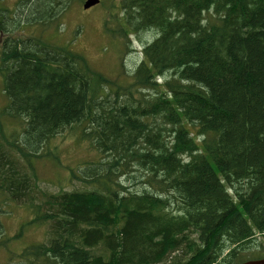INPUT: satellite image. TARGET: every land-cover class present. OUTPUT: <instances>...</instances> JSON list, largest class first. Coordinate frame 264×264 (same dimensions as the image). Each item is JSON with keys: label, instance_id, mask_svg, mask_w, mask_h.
I'll use <instances>...</instances> for the list:
<instances>
[{"label": "trees", "instance_id": "obj_1", "mask_svg": "<svg viewBox=\"0 0 264 264\" xmlns=\"http://www.w3.org/2000/svg\"><path fill=\"white\" fill-rule=\"evenodd\" d=\"M72 1L25 0L20 16L47 23L43 13L57 15ZM120 8L112 34L127 40L138 31L155 34L142 42L144 55L133 67L122 60L130 51L124 43L123 82L69 46L43 39L30 46L8 37L0 49L10 99L0 111V191L30 205L31 224L49 228V243L32 244L21 258L29 264L264 258V0H122ZM17 9L12 21L0 17V31L23 30ZM73 126L99 155L75 174L92 187L55 192L39 183L34 161L49 154L57 161L56 146L45 147ZM125 174L133 186L117 180Z\"/></svg>", "mask_w": 264, "mask_h": 264}, {"label": "rangeland", "instance_id": "obj_2", "mask_svg": "<svg viewBox=\"0 0 264 264\" xmlns=\"http://www.w3.org/2000/svg\"><path fill=\"white\" fill-rule=\"evenodd\" d=\"M15 1L1 0L0 17L3 13H12L18 7L15 5ZM85 2L86 0H73L59 15L40 16V18H47V23L33 22L38 18L36 15L34 19L30 18L31 23L23 24V31L21 29L15 31L11 27L12 31L6 30L2 42H0V49L8 34L14 38H30L34 42L43 39L49 45L69 46L71 50L83 54L96 70L104 73L107 77L117 78L118 81L123 82L124 77H122V81L120 78L121 65L119 63L122 51L126 49L124 43L130 45V51L124 52L122 60H125L129 67H133L144 55L142 42L148 44L153 41L155 34L151 30L138 31L137 33L140 34L132 33L129 40L121 37L122 35L118 33L112 34L110 30L117 29L115 17L121 11L122 0H100L101 4L88 9H84ZM9 10L10 12H8ZM204 12L207 11L203 10V14ZM107 14L108 20L105 22ZM20 15L22 13L19 10L16 13L18 20L26 19L25 13L23 14L24 18H21ZM7 19L12 21L10 17ZM125 70H127V66L124 62L122 73L126 74ZM4 81L5 74L0 71V111L10 103V99L4 91ZM79 131H81L80 127L75 126L65 129L45 147L47 149L48 146H52V148L56 146L59 152L58 159L55 158L57 161L52 157L53 154L45 156V159L38 158L34 161L39 183L50 186L55 192H59L62 186H65V190L70 191L92 187V184L82 182L75 177V174L83 175L82 171H88V165L99 158L95 150L96 146L92 144V147L88 144L90 137L85 135L80 140L78 138ZM90 141H92L91 138ZM103 168V166H98L100 172L103 171ZM127 176V174L119 176L117 180L121 179L124 185L131 187L135 184L134 179ZM96 187L101 188L102 183L97 182ZM131 189H140V185ZM30 211V205L8 200L5 194L0 191V264H29V260L21 258V254L32 244L49 243V228L42 224H31Z\"/></svg>", "mask_w": 264, "mask_h": 264}, {"label": "water", "instance_id": "obj_3", "mask_svg": "<svg viewBox=\"0 0 264 264\" xmlns=\"http://www.w3.org/2000/svg\"><path fill=\"white\" fill-rule=\"evenodd\" d=\"M100 2V0H86L84 3V8L88 9L95 5H97ZM242 264H264V258L262 259H256V260H249L247 262H244Z\"/></svg>", "mask_w": 264, "mask_h": 264}, {"label": "flooded vegetation", "instance_id": "obj_4", "mask_svg": "<svg viewBox=\"0 0 264 264\" xmlns=\"http://www.w3.org/2000/svg\"><path fill=\"white\" fill-rule=\"evenodd\" d=\"M25 1V0H24ZM24 1H22V2H20V0H16L15 1V5L17 6L18 4H19V2H20V4H19V9H18V11L20 10V5L22 4V3H24ZM0 2H1V0H0ZM39 15H41V14H39ZM44 15H54V14H49V13H43L41 16H44ZM56 15V14H55ZM58 15V14H57ZM6 33V31H0V40H2L3 39V36H4V34Z\"/></svg>", "mask_w": 264, "mask_h": 264}, {"label": "bare ground", "instance_id": "obj_5", "mask_svg": "<svg viewBox=\"0 0 264 264\" xmlns=\"http://www.w3.org/2000/svg\"><path fill=\"white\" fill-rule=\"evenodd\" d=\"M184 59V58H183ZM139 71V70H138ZM211 72V71H210ZM209 75V74H208ZM232 141V140H231ZM170 221V220H169ZM228 224V223H227ZM206 232V231H205ZM219 235V234H218ZM154 239V238H153ZM194 244V243H193ZM208 248V247H207ZM213 249V248H212ZM60 251V250H59ZM206 251V250H205ZM208 254V253H207ZM195 256V255H194ZM198 260V259H197ZM101 264V263H100ZM112 264V263H111Z\"/></svg>", "mask_w": 264, "mask_h": 264}]
</instances>
